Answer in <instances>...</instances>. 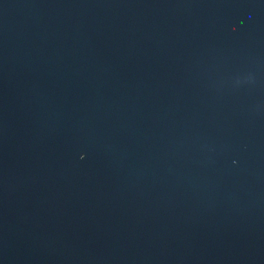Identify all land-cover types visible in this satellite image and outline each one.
<instances>
[{"label":"water","instance_id":"water-1","mask_svg":"<svg viewBox=\"0 0 264 264\" xmlns=\"http://www.w3.org/2000/svg\"><path fill=\"white\" fill-rule=\"evenodd\" d=\"M0 264H264V0H0Z\"/></svg>","mask_w":264,"mask_h":264}]
</instances>
